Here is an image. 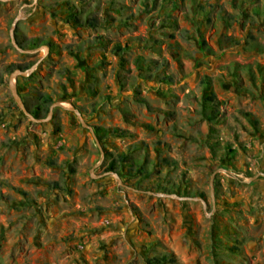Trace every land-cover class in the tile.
Masks as SVG:
<instances>
[{
    "label": "rangeland",
    "instance_id": "obj_1",
    "mask_svg": "<svg viewBox=\"0 0 264 264\" xmlns=\"http://www.w3.org/2000/svg\"><path fill=\"white\" fill-rule=\"evenodd\" d=\"M162 254L264 264V0H0V264Z\"/></svg>",
    "mask_w": 264,
    "mask_h": 264
},
{
    "label": "trees",
    "instance_id": "obj_2",
    "mask_svg": "<svg viewBox=\"0 0 264 264\" xmlns=\"http://www.w3.org/2000/svg\"><path fill=\"white\" fill-rule=\"evenodd\" d=\"M75 21H77L75 19ZM88 26H94L96 23L93 19H90L89 21L87 20L86 21ZM30 40V39H29ZM18 45L20 46H23L20 42H17ZM206 100L208 102H212L213 101V96L211 94H209L207 97H206ZM46 102L45 99H41L39 102L36 103L35 105V109L40 111L42 109V106L43 104ZM210 113L207 115V119L208 120H212L214 118V113L212 110L209 111ZM121 158V157H120ZM108 170H114V163L113 162H110L108 164V167H107ZM174 259H173V256L171 254L169 255H166V254H162V255H159V256H152L150 259H148V262L151 263V264H162V263H165V262H172Z\"/></svg>",
    "mask_w": 264,
    "mask_h": 264
},
{
    "label": "water",
    "instance_id": "obj_3",
    "mask_svg": "<svg viewBox=\"0 0 264 264\" xmlns=\"http://www.w3.org/2000/svg\"><path fill=\"white\" fill-rule=\"evenodd\" d=\"M14 22H15V21H13L12 25H14ZM14 74H24V72H23V71H18V70H16V71H14V72L11 74V76H10V78H9V86H10L11 89H12V87H11V79H12V76H13Z\"/></svg>",
    "mask_w": 264,
    "mask_h": 264
}]
</instances>
